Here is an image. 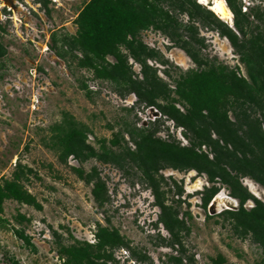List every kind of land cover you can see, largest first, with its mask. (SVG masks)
<instances>
[{
    "label": "trees",
    "instance_id": "obj_1",
    "mask_svg": "<svg viewBox=\"0 0 264 264\" xmlns=\"http://www.w3.org/2000/svg\"><path fill=\"white\" fill-rule=\"evenodd\" d=\"M38 2L47 7L50 0ZM226 3L234 14L233 26L199 0H88L74 19L75 34L57 31L51 34L50 46L56 55L91 70L96 79L109 81L122 97L133 93L139 106L156 108L161 113L146 126L126 122L113 138L100 139L99 149L88 142L91 130L70 119L54 126L57 132L53 146L64 164L70 156L82 163L96 158L126 173L132 167L141 171L142 182L151 188L155 204L161 209L154 225L163 223L171 234L167 240L158 233L159 243L171 247L177 244L182 249V255L170 257L177 264L183 263L181 235L189 228L179 209L167 202V193L173 191L172 184L161 174L167 167L206 175L210 185L201 190L204 208L222 186L227 187L238 206L223 209L216 215L228 221L237 236L251 237L264 251V200L256 197L242 181L249 177L264 188V9L256 6L243 11V0H226ZM200 27L216 30L229 40L246 74L240 65L231 66L204 52L206 44ZM149 29L166 35L174 47L190 57L195 67L180 70L176 77L164 67L163 72L173 83L167 81L150 60L164 66L169 60L158 48L141 39L142 31ZM6 52L0 42V56ZM109 56L115 61H110ZM131 58L140 64L141 75L133 69ZM81 87L88 95L92 93L86 81ZM167 118L182 128L188 144L170 133L165 138L159 135ZM130 141L134 147L129 145ZM71 167L87 183H92V194L99 206L110 202L107 183L97 166L88 172L81 166ZM32 172L29 166L18 163L11 178L2 177L0 211L7 199L43 208L22 183ZM173 182L175 194L182 195L183 185ZM163 184L169 188L162 189ZM178 201L182 200L178 198ZM249 201L253 205L248 207ZM16 218L20 222L30 221L22 213ZM16 232L31 243L23 229ZM54 234L61 237L57 231ZM94 237V242L76 239L69 245L59 240L58 251L64 264H117L120 260L116 252L122 248L130 250V256L140 262L150 260L147 254L133 248L118 228L97 223ZM213 262L224 264L226 259L220 254Z\"/></svg>",
    "mask_w": 264,
    "mask_h": 264
},
{
    "label": "rangeland",
    "instance_id": "obj_2",
    "mask_svg": "<svg viewBox=\"0 0 264 264\" xmlns=\"http://www.w3.org/2000/svg\"><path fill=\"white\" fill-rule=\"evenodd\" d=\"M13 1L16 5L0 0L3 27L0 42L7 50L0 56V180L2 177L11 178L18 163L29 166L33 172L22 183L43 208L36 209L13 199L5 200L3 211H0V264H64L58 241L65 245L73 244L76 239L94 242L97 223L118 228L133 248L150 257V260L140 262L132 255L130 259L134 262L128 259L117 264H177L170 257L182 255V249L177 244L171 247L159 243L158 233L167 240L171 234L163 223L154 225L161 209L155 204L151 188L142 182L141 171L132 167L126 173L114 164L96 158L82 163L70 156L68 163L64 164L59 159L57 147L53 146L57 132L53 130L54 126L70 119L91 130L88 142L99 149V140L113 138L126 122L146 126L160 113L155 108L139 106L133 93L122 97L112 83L96 79L91 70L79 68L71 59H62L50 46L54 31L75 34L77 25L74 19L88 0H50L47 7L38 0ZM247 1L250 3L248 11L256 6L264 9V0ZM200 34L205 39L204 52L210 58L231 66L240 65L246 74L244 64L240 63L226 37L216 30L202 27ZM140 36L169 60L166 66L153 60L150 63L158 66L159 74L170 83H173L172 78L163 72L164 67L174 77L180 70L195 67L190 57L174 47L160 31L149 29L142 31ZM108 59L115 61L113 56ZM130 63L140 74V64L132 58ZM83 81L92 90L90 95L81 87ZM168 133L188 144L182 128L175 126L169 118L161 126L159 135L165 138ZM125 138L129 140L130 136L125 133ZM129 145L134 147L132 141ZM71 166H81L86 172L97 166L107 183L110 202L99 206L92 194V183L78 176ZM161 174L173 188L167 193L168 204L179 209L180 217L185 219L189 228L181 235L182 264H215L213 259L220 254L226 259L224 264H259L264 261V251L257 242L249 236H237L232 225L216 215L223 209L235 208L236 203L227 187L222 186L217 194L224 200L213 204L216 195L204 208L201 190L210 185L205 174L171 167L162 169ZM173 180L183 185L182 195L175 194ZM242 181L256 197L264 200L263 186L249 177ZM168 188L163 184L162 189ZM178 198L182 200L180 203ZM252 205V201L247 203L248 207ZM18 213L26 215L30 221L20 222L16 218ZM21 229L31 238L30 244L16 232ZM54 231L61 237L58 238Z\"/></svg>",
    "mask_w": 264,
    "mask_h": 264
},
{
    "label": "bare ground",
    "instance_id": "obj_3",
    "mask_svg": "<svg viewBox=\"0 0 264 264\" xmlns=\"http://www.w3.org/2000/svg\"><path fill=\"white\" fill-rule=\"evenodd\" d=\"M200 1L202 3H208L209 0H200ZM213 1L214 2L210 6V9L213 10L221 19L229 21L230 19L233 18L234 14L231 11V9L229 8V6L227 5L226 0H213ZM221 200H224V198L219 194V195H217L214 198L213 204L216 203V202H218V201H221ZM229 205H231V207H234V204H231L230 201H229Z\"/></svg>",
    "mask_w": 264,
    "mask_h": 264
},
{
    "label": "built area",
    "instance_id": "obj_4",
    "mask_svg": "<svg viewBox=\"0 0 264 264\" xmlns=\"http://www.w3.org/2000/svg\"><path fill=\"white\" fill-rule=\"evenodd\" d=\"M244 2H245V4L243 5V11H248V5H250V3L247 1V0H244ZM154 109V108H153ZM156 109V108H155ZM157 113H160L158 110H157ZM160 115H161V113H160ZM159 115V116H160ZM158 117V116H157ZM157 117H155V118H157ZM154 118V119H155ZM203 148H204V150H207V148H206V146H203ZM118 253L119 252H121V254L120 255H116L117 256V259H120L121 261L123 260V261H125V259L127 258V257H129L130 255H129V250L128 249H125V248H122V249H120L119 251H117ZM116 252V253H117ZM130 261H133L134 262V260H132V259H130Z\"/></svg>",
    "mask_w": 264,
    "mask_h": 264
},
{
    "label": "water",
    "instance_id": "obj_5",
    "mask_svg": "<svg viewBox=\"0 0 264 264\" xmlns=\"http://www.w3.org/2000/svg\"><path fill=\"white\" fill-rule=\"evenodd\" d=\"M9 2H10V4H12V5H16L15 4V2L13 1V0H8ZM199 2H201L200 0H199ZM213 0H209L208 1V3H203V4H205L208 8H210V6L213 4ZM202 3V2H201ZM226 23H228L230 26H233V24H234V16H233V18L232 19H230L229 21H227V20H224Z\"/></svg>",
    "mask_w": 264,
    "mask_h": 264
},
{
    "label": "clouds",
    "instance_id": "obj_6",
    "mask_svg": "<svg viewBox=\"0 0 264 264\" xmlns=\"http://www.w3.org/2000/svg\"><path fill=\"white\" fill-rule=\"evenodd\" d=\"M15 4H16V3H15ZM151 109H153V108H151ZM160 116H161V115H160ZM160 116H158V117H160ZM153 120L155 121L156 119H153ZM233 200H234V202L236 203V204H235V207H237V206H238V201H237L236 199H233ZM118 251H119V250H118ZM128 259L130 260V256L127 257V258L125 259L124 263L127 262V261H129ZM118 260H120V259H118Z\"/></svg>",
    "mask_w": 264,
    "mask_h": 264
}]
</instances>
